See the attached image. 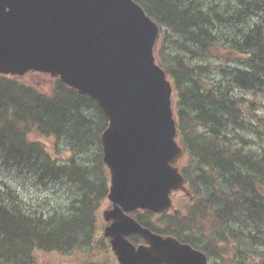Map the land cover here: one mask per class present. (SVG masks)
Here are the masks:
<instances>
[{"label": "trees", "instance_id": "obj_1", "mask_svg": "<svg viewBox=\"0 0 264 264\" xmlns=\"http://www.w3.org/2000/svg\"><path fill=\"white\" fill-rule=\"evenodd\" d=\"M136 1L161 26L155 52L173 83L177 138L186 151L181 170L192 196L187 214L177 209L167 214L164 228L150 227L212 259L219 242L235 240L240 244L230 264H245L246 254L260 255L249 264H264V0ZM167 33L171 50L160 45ZM198 56L216 62H194ZM107 125L95 100L58 77L45 92L0 74V174L12 170L15 179L25 176L34 185L82 189L81 197L65 202L71 205L58 201L43 210L0 186V264H37L39 251L68 254L99 240L96 212L109 180L102 145L93 164L73 159L61 165L29 135H73L87 145L92 130L100 141ZM188 230L213 236L199 241Z\"/></svg>", "mask_w": 264, "mask_h": 264}, {"label": "water", "instance_id": "obj_2", "mask_svg": "<svg viewBox=\"0 0 264 264\" xmlns=\"http://www.w3.org/2000/svg\"><path fill=\"white\" fill-rule=\"evenodd\" d=\"M159 25L135 0H0V73L30 70L61 80L97 100L108 117L102 133L111 172L104 216L122 264H207L205 253L143 227L127 214L163 212L173 190H186L176 166L173 85L156 62ZM141 234L138 248L126 236Z\"/></svg>", "mask_w": 264, "mask_h": 264}, {"label": "rangeland", "instance_id": "obj_3", "mask_svg": "<svg viewBox=\"0 0 264 264\" xmlns=\"http://www.w3.org/2000/svg\"><path fill=\"white\" fill-rule=\"evenodd\" d=\"M167 36L168 37L166 38V41H164V43H161L160 45L164 44L163 47L165 48V50H171L170 43L172 42L173 38L170 33H167ZM193 61L201 63L210 62L211 64L216 62L213 57H211L210 59H204L200 56L194 58ZM20 79L30 85H34L40 88L45 92H50L54 85V77L42 72L27 73L23 77H20ZM262 103L264 105V101ZM94 110L95 111H93V114L94 112H97L96 109ZM259 112L264 115V106L260 108ZM92 131V139L87 143V145L79 143V141L76 140L73 135L69 137L59 138L55 135H42L37 131H32L29 137L42 143L46 150L50 153V155L61 165H65L73 159H75L79 164L86 165V163L89 162H91V164L94 163V158L98 156L100 145H102L101 139L100 141H98V139L96 138V131ZM101 151L103 154V146ZM95 168H98L97 165L95 166ZM88 172L93 173L92 170H89ZM104 173L107 174L109 179V170L107 168L104 169ZM104 173L102 172L101 176H103ZM14 174L15 173L12 170H8V173L5 172L3 175L0 174V186H4L5 189H7V195L13 194L15 190L13 195H16L17 198L25 199L26 203L33 202L35 205L40 206V208L43 210L53 209L58 201H62L66 206L71 205L72 203L67 204L65 202H69L71 200L73 202V200H77L78 197H81L82 189L77 184L72 185L71 183H56L55 185L45 184L39 186L34 185L25 176H16L15 179ZM89 176L92 177L91 174ZM102 201V204L96 212L94 236L98 238L103 237V230L105 226L103 211L110 205V201L108 198H105ZM174 203L178 208L182 210V213L186 212L187 214V209L192 203V200H190V198L183 192L178 191L174 194ZM158 218V216L149 215L144 216L143 220L147 221L152 226H158V224L156 223ZM206 225L208 224L206 223ZM185 233L187 236L192 238H196V236H199V241L202 240L200 238H203L205 236H213L211 234V231L209 230L202 234L198 233L197 235L194 230H188ZM94 244L98 245L94 246ZM239 244L240 243L235 240H230L228 242H219L218 247L216 248L218 251L214 253L213 257L214 264H230V262L235 258L236 247ZM261 250L264 251L263 246ZM245 256V264L256 263L258 260H260V255L246 254ZM36 259L37 264H119L110 247V244L108 246L103 241L102 244H99V241H97L94 242L91 246L86 245L85 248L77 249L75 252H71L68 254H62L56 251H39L36 254Z\"/></svg>", "mask_w": 264, "mask_h": 264}, {"label": "bare ground", "instance_id": "obj_4", "mask_svg": "<svg viewBox=\"0 0 264 264\" xmlns=\"http://www.w3.org/2000/svg\"><path fill=\"white\" fill-rule=\"evenodd\" d=\"M261 1H262V0H261ZM217 38H218V37H217ZM215 122H217V120H215ZM186 175H187V174H186ZM189 176H190V175H189ZM186 177H188V176H186ZM189 178H190V177H189ZM189 178H188V179H189ZM186 179H187V178H186ZM191 181H192V180H191ZM188 182H189V181H188ZM189 183H190V182H189ZM194 189H195V187H194ZM197 191H198V190H197Z\"/></svg>", "mask_w": 264, "mask_h": 264}, {"label": "flooded vegetation", "instance_id": "obj_5", "mask_svg": "<svg viewBox=\"0 0 264 264\" xmlns=\"http://www.w3.org/2000/svg\"><path fill=\"white\" fill-rule=\"evenodd\" d=\"M105 223H106V222H105ZM108 223H109V224H111V223H112V221H109ZM105 225H106V224H105Z\"/></svg>", "mask_w": 264, "mask_h": 264}]
</instances>
